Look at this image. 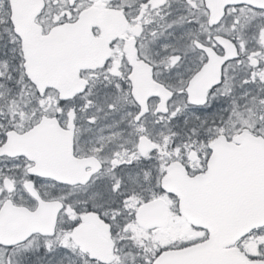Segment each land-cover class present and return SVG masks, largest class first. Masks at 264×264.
Wrapping results in <instances>:
<instances>
[{"label": "snow or ice", "instance_id": "1", "mask_svg": "<svg viewBox=\"0 0 264 264\" xmlns=\"http://www.w3.org/2000/svg\"><path fill=\"white\" fill-rule=\"evenodd\" d=\"M0 264H264V0H0Z\"/></svg>", "mask_w": 264, "mask_h": 264}]
</instances>
